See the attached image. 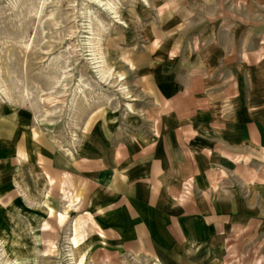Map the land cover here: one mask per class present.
Returning <instances> with one entry per match:
<instances>
[{"label": "rangeland", "instance_id": "374dc122", "mask_svg": "<svg viewBox=\"0 0 264 264\" xmlns=\"http://www.w3.org/2000/svg\"><path fill=\"white\" fill-rule=\"evenodd\" d=\"M204 78L233 81L264 121V0H0V264H163L101 238L65 170L106 141L146 142L163 94ZM252 186L255 222L208 264H264Z\"/></svg>", "mask_w": 264, "mask_h": 264}, {"label": "crops", "instance_id": "0c3cea01", "mask_svg": "<svg viewBox=\"0 0 264 264\" xmlns=\"http://www.w3.org/2000/svg\"><path fill=\"white\" fill-rule=\"evenodd\" d=\"M234 89L221 78L182 85L178 97L163 94L146 142L106 141L78 171L68 164L66 186L82 196L101 238L163 264L192 255L208 264L229 230L255 222L250 209L260 197L252 185L264 190V172L252 177L250 165L264 168V121ZM186 179L192 192L184 196Z\"/></svg>", "mask_w": 264, "mask_h": 264}, {"label": "built area", "instance_id": "2783aa9c", "mask_svg": "<svg viewBox=\"0 0 264 264\" xmlns=\"http://www.w3.org/2000/svg\"><path fill=\"white\" fill-rule=\"evenodd\" d=\"M189 188H191V182H190V181H188V182L185 183L183 189H184V190H189Z\"/></svg>", "mask_w": 264, "mask_h": 264}]
</instances>
